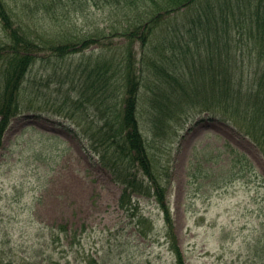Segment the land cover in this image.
Segmentation results:
<instances>
[{"label": "rangeland", "instance_id": "374dc122", "mask_svg": "<svg viewBox=\"0 0 264 264\" xmlns=\"http://www.w3.org/2000/svg\"><path fill=\"white\" fill-rule=\"evenodd\" d=\"M7 1L14 4L15 22L42 48L22 86L21 111L0 142V264H48V259L58 264H175V249L183 252L186 264H264V149L250 135L245 107L210 109L190 81L183 90L167 93L180 99L170 103L174 115L164 114L156 102L159 73L148 60L172 68L185 55L191 59L179 38L173 47L162 45L168 36L164 30L187 23L196 6L165 14L145 45L150 59L141 39L134 43V60L142 59L136 69L143 65L146 75L138 86L139 120L155 174L166 189L170 226L152 191L134 193L122 205L124 187L106 164L98 137L99 129L105 130V112L101 101L86 92L87 57L100 52L121 56L128 39L120 32L145 17L137 20V9L129 6L86 10L67 0L57 8L37 6L34 0ZM97 32L107 35L106 46H80L63 57L51 50L55 42ZM197 41L192 46H200L199 55L205 57L208 45L201 37ZM8 42L0 21V48ZM242 51L236 52L238 77L246 84L257 57ZM187 60L185 68L202 66ZM191 72L188 80L198 75L196 68ZM113 81L119 101L125 85L121 76Z\"/></svg>", "mask_w": 264, "mask_h": 264}, {"label": "trees", "instance_id": "16d2710c", "mask_svg": "<svg viewBox=\"0 0 264 264\" xmlns=\"http://www.w3.org/2000/svg\"><path fill=\"white\" fill-rule=\"evenodd\" d=\"M34 1L37 6L41 5L44 8H57V4L61 7L66 5V0ZM69 1L74 5H86L84 6L86 10L90 6L97 8L108 5L129 6L131 10L134 7L137 9V20L145 17L143 23L136 21L130 29L120 32L128 39L127 49L122 50L121 56L116 58L114 52L108 57L100 52L87 57L86 92H89L92 98L101 101L99 108L105 112L102 114L105 130L100 128L98 137L102 142L103 157L108 160L106 164L113 169L124 187L122 205L127 206L134 193L151 194L152 191L164 209L166 221L172 226L166 189L159 176L155 174L139 120L138 86L144 83L146 75L143 65L136 69L135 65L137 62L141 64L142 59L134 60V43L138 38L141 39L143 54L150 59L151 54L145 45L152 38L159 22L165 20V14L185 12L196 6L194 15L189 16L187 23L179 25V29L174 27L171 31L164 30L168 36H165L162 45L168 43V46L173 47L179 38V42L184 43L186 54L191 53V59L187 60L185 55L181 64L174 62L171 64L172 68L163 62H156L153 58L148 60L159 73L156 80L160 96L156 101L158 109L169 116L174 115L170 103L175 101L178 103L180 99L172 98L167 93L169 90L173 92L172 89L183 90L190 81L205 102H209L206 104H209L210 109L222 104L231 105L237 111L245 107L246 116L250 120V135L264 149V0H67ZM15 15L14 4L0 0V19L9 34V42L0 48V67L3 75L0 78V142L12 119L21 111L22 86L42 48L23 25L15 22ZM182 28L185 30L183 33ZM106 37L107 35L97 32L86 34L85 38L77 41L55 42L51 46H55L52 49L58 56L63 57L71 52H77L80 46L86 48L106 46L104 41ZM199 37L202 38V43L208 45L205 46V57L199 55L200 46H192L193 41L198 43ZM245 40L250 46L244 48L238 45ZM244 49L257 57V68L246 84L243 83L242 77H238L240 66L236 54L237 51L243 50L242 55ZM147 58H144V61ZM186 60L187 64L200 61L202 65L194 66L198 75L194 73V77L189 80L187 76L194 70L191 65L184 67L183 61ZM116 75L121 76L126 89L125 97L119 101L116 100L117 86L113 81ZM153 108L156 109L155 106ZM152 122L156 123L155 120ZM146 177L153 182L152 185L148 184ZM175 252L177 255L175 264H186L183 252L180 249H175ZM47 262L58 264L54 261L49 262V259Z\"/></svg>", "mask_w": 264, "mask_h": 264}]
</instances>
